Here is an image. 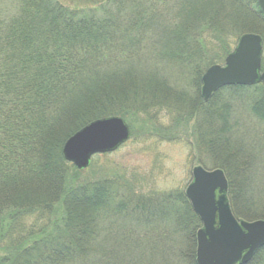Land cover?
Listing matches in <instances>:
<instances>
[{
  "label": "trees",
  "instance_id": "16d2710c",
  "mask_svg": "<svg viewBox=\"0 0 264 264\" xmlns=\"http://www.w3.org/2000/svg\"><path fill=\"white\" fill-rule=\"evenodd\" d=\"M252 14L264 22L258 0H0V264H148L158 243L163 256L173 255L170 264H197L202 224L185 194L155 196L117 168L78 171L62 150L98 119L176 114L173 106L153 109L175 94L163 85L174 83L167 76L173 71L196 99L182 110L188 119L214 113L220 121L229 106L218 114L213 108L244 97L264 125L262 84L223 88L208 103L200 94L206 70L233 50L232 29L252 31ZM195 134L215 161L212 169L227 176L234 215L250 217L261 187L255 153L246 152L245 140L233 147ZM167 210L173 233L145 229L162 225ZM250 264H264V248Z\"/></svg>",
  "mask_w": 264,
  "mask_h": 264
},
{
  "label": "rangeland",
  "instance_id": "374dc122",
  "mask_svg": "<svg viewBox=\"0 0 264 264\" xmlns=\"http://www.w3.org/2000/svg\"><path fill=\"white\" fill-rule=\"evenodd\" d=\"M91 1L92 0H83V3L89 4ZM210 3L213 5V2ZM250 17L251 19H249L248 22L252 27V29L251 27L249 29V31L252 30L251 32H243V34L241 33L242 35H237L233 29L230 32L234 34L232 37V43L234 42L233 48L236 46L241 36L245 34H256L263 37L264 50V22L253 14ZM244 19L245 17L240 20L243 21ZM144 66V64L138 63L137 68L143 69ZM154 68L156 72L159 71V73H162V70L166 69L164 66H161L160 68L154 66ZM135 71L134 76L136 75L135 73H138ZM171 73L173 76L171 74H168L167 76H170V79L174 81V83L170 84L172 88L166 83H163V85L167 89L168 93L175 94L170 98L166 96V98L162 99L163 102L156 101L153 109H158L157 105H159L160 108H169L168 110H173L172 108L174 107L175 110L173 111H175L176 114L168 112L166 109L163 113H160L159 116L149 115L150 118L147 119L138 118L133 122L126 121L127 125H129L131 129L130 141L114 153L96 156L91 161V169L97 170L102 167L106 169L117 168L118 170L120 169V171L123 170L127 180L133 181L136 178L137 181L143 183V187L147 188L145 192L153 193L158 197L168 195V197L171 196V198L174 196H178V198H180L183 194L186 196V190L193 181V170L196 167H202L205 170L214 171V169H212L211 161H215L213 158H209V154H206L205 147H202V145L198 147L197 136L195 134L196 131L199 135L201 134V136H203L204 140L210 139L211 142L220 141L223 143H231L233 147L241 145L239 140H245L246 146L249 147L246 152L252 154L255 153L254 156L256 158L257 165L254 167L259 168V173L254 182L257 183L255 185L261 187H259V189L255 188L253 192L254 198L252 196L251 199L252 205H248L252 213L250 216L251 218L248 217V215L243 214L242 211L238 214L243 216L240 220L246 222L262 220L260 217L264 216V138L262 137V133L264 134V125L259 124L252 115L250 107L252 101L244 99V97L239 98L236 101L237 103L229 101L228 99H222L221 107L215 106V108H213V105L209 110L211 111L213 108V112L218 114L220 112V108L226 109V107L229 106V111L220 115V121H218L220 117H217L214 113L209 114L206 118L205 114L203 116L197 114L195 117L188 119L182 110L187 109L190 105H192L193 99H196L192 96L193 92L186 88L187 83L185 82L184 77L181 78L175 71ZM144 81L145 79L140 81L141 86H147L146 83H143ZM110 91H112V89ZM229 102L233 104H230ZM187 103H189V106H187ZM172 115H174V117ZM207 118L211 119L209 120ZM232 125L239 127L240 134H234V129L233 132L229 129L230 127L233 128ZM148 127H151V129H148ZM147 130L148 132H146ZM157 130H159L161 135L166 134L168 139L163 136L165 138V140H163L155 133ZM151 131H154V134H147ZM239 135L246 136L242 138ZM215 160L219 161L220 157L219 159L215 158ZM91 169L89 167L87 170L82 172L87 173L90 172ZM118 173L120 172L118 171ZM46 175L51 176L48 172ZM234 176L236 175L234 174ZM158 197L153 199H157ZM77 210L79 213H83V209L79 208ZM161 218V220L164 221L162 225L155 227L145 226V229L148 231H154L155 234L157 232H165L166 235L167 233H173L175 228L173 227V222H171V220H174V218L170 216V211L167 210L166 216ZM202 227L203 226L201 225L200 228ZM167 240L168 245L174 243L177 247L184 248L185 250L190 247V245H187V242L181 238L177 241H169L168 238ZM157 248L158 253L156 252L152 256L151 260H148V264H170L174 259L173 255L170 253L163 256V250L158 251L159 249H163L160 243H158ZM3 254H5V251L2 247L0 248V259Z\"/></svg>",
  "mask_w": 264,
  "mask_h": 264
},
{
  "label": "water",
  "instance_id": "95a60500",
  "mask_svg": "<svg viewBox=\"0 0 264 264\" xmlns=\"http://www.w3.org/2000/svg\"><path fill=\"white\" fill-rule=\"evenodd\" d=\"M258 2L264 14V0ZM262 57V37L241 36L225 65L212 66L203 75L201 98L209 102L225 87L264 84ZM130 137V128L122 118L98 119L71 136L62 153L68 163L82 171L94 156L116 152ZM228 188L224 171L193 170L186 197L203 224L197 234V264H249L264 248V220L238 221L228 201Z\"/></svg>",
  "mask_w": 264,
  "mask_h": 264
},
{
  "label": "bare ground",
  "instance_id": "6f19581e",
  "mask_svg": "<svg viewBox=\"0 0 264 264\" xmlns=\"http://www.w3.org/2000/svg\"><path fill=\"white\" fill-rule=\"evenodd\" d=\"M255 256H256V255H255ZM255 256H254V258H255ZM254 258H253V259H254ZM253 259H252V260H253ZM252 260H251V261H252Z\"/></svg>",
  "mask_w": 264,
  "mask_h": 264
}]
</instances>
